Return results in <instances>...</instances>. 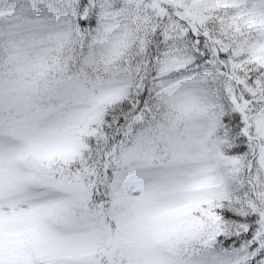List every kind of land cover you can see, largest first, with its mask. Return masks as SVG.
<instances>
[{
	"label": "snow or ice",
	"instance_id": "6c2138e0",
	"mask_svg": "<svg viewBox=\"0 0 264 264\" xmlns=\"http://www.w3.org/2000/svg\"><path fill=\"white\" fill-rule=\"evenodd\" d=\"M0 264H264V0H0Z\"/></svg>",
	"mask_w": 264,
	"mask_h": 264
}]
</instances>
